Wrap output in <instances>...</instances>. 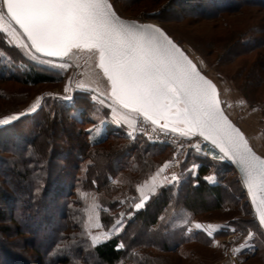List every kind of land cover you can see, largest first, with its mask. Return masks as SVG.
<instances>
[{
	"label": "snow or ice",
	"instance_id": "obj_1",
	"mask_svg": "<svg viewBox=\"0 0 264 264\" xmlns=\"http://www.w3.org/2000/svg\"><path fill=\"white\" fill-rule=\"evenodd\" d=\"M0 33L7 37L9 45L31 53L32 59L46 57L43 63L58 66L65 72L73 66L69 61L74 56L88 54L94 58L99 81L76 82L73 86V77L69 76L62 93L53 99L71 105L77 98L75 93L83 91L92 102L110 110L105 119L110 117L113 123L129 129L127 138L135 139V134L142 132L149 141L171 138L175 145L171 159L136 186L138 197L119 201L120 205L127 204L128 210L114 217L107 231H91L104 227L98 212L85 220L83 235L87 236L90 247L95 248L120 234L159 188L168 186L177 194L181 175L169 169L175 166L195 175L193 170L197 165L184 168L186 160L181 157L188 148L200 152L202 145L211 146L208 155L227 159L239 167L252 209L264 228V158L253 153L245 135L225 114L227 105L220 98L216 84L198 70L159 26L121 19L108 0H0ZM100 81L105 82L103 91L99 89ZM40 105L41 97L37 96L25 111L0 118V127L11 125ZM145 126L151 130H145ZM94 128L99 135V129L93 125L87 130L90 138ZM205 179L211 181L213 177ZM92 183L95 185L96 181ZM94 208L99 209L100 205L95 204ZM181 211L178 203L174 206L172 201L165 209L172 218L179 217ZM160 220L170 222L164 213ZM179 226L185 235L195 229L209 237L218 227H232L227 223L221 226L189 223L186 218L179 220ZM252 236L253 232L249 231L245 242L232 250L233 256L248 246ZM70 246L58 244L53 254ZM115 247L125 249L126 245L120 242Z\"/></svg>",
	"mask_w": 264,
	"mask_h": 264
},
{
	"label": "rangeland",
	"instance_id": "obj_2",
	"mask_svg": "<svg viewBox=\"0 0 264 264\" xmlns=\"http://www.w3.org/2000/svg\"><path fill=\"white\" fill-rule=\"evenodd\" d=\"M109 1L119 16L125 19L136 20L141 23L155 24L160 28L162 27L168 34L174 37V41L186 52L200 71L216 84L220 93V98L225 101L227 105L224 108L226 115L241 129L242 132H244L252 149L264 157V8L241 5L237 8L232 7L228 12L219 15H211L204 20H195L193 18H186L183 20L178 16L181 13L177 15L172 11L165 10V6L169 0H160L161 2L159 1V4H154L152 0H146L143 3H138V0ZM237 36L238 42L251 39L249 43L253 44L252 50L240 52L237 48L233 50H231L232 48H229L230 50L228 49L226 51L222 49L230 39L233 40ZM0 40H2L0 41V75H4L5 77L10 76V71L17 75L15 68L16 65H18L20 61L26 65V62H24V59H26L39 69L46 70L57 79L53 84L39 85L31 88H23L16 82L0 81V118L12 115L14 110H17L18 112L25 111L26 108L34 102L35 98L40 96L41 105L36 111L21 116L16 120L21 127L29 129L32 125L31 123L38 120V118L41 119L44 113L50 110L51 106L55 107V104H62L68 107L69 113H74L73 115L78 119H84L87 115L73 109L80 103L84 109L86 107L89 109L88 117H94L92 123L89 122L91 120H87V118L85 119V123L82 125L83 129L88 130L92 128L93 125H96V128L98 129L100 127H105L104 124L107 123L105 122V114L110 110L101 106L98 102H92L87 98L89 95L88 93L77 91L75 93L77 98L71 105L53 99L54 95L62 93L63 86L69 76L73 77V86H75L76 82L88 83L93 79L99 81V77L95 76L97 71L94 68V58L88 54H78L69 61L73 66L65 72L64 69H61L58 66L43 63L46 58L41 57L40 60H34L31 58V53L26 49L17 48L15 45H9L7 37L4 34L0 35ZM4 48L9 52L5 53L3 51ZM18 59L21 60L18 61ZM254 74L258 76L260 75L263 80L261 81L260 76V79H254ZM257 85H260V88L256 92L254 89ZM103 87L104 86L100 81L99 89L103 91ZM4 91L18 92L16 94L25 93V96L21 98L15 97L14 95L13 98L6 99L7 95L3 97L6 93ZM81 98L82 102L79 101ZM77 101H79V103ZM65 114L66 111L63 115ZM108 119L112 122L110 117ZM14 122L15 121L12 123ZM113 124L117 125L115 123ZM55 125L56 126L52 127V131L55 132L54 136H57L58 134L62 135L64 133L67 134L69 131L68 124L56 123ZM13 127L14 125L12 124L0 127V159L6 160L9 163L16 161L18 155L14 154L19 153L21 148L24 149V141H21L17 137L16 131V133L13 132ZM120 127L124 130V141L128 142L134 140L125 136L127 135V131H129L126 126ZM92 132L97 133L95 128ZM52 135L49 131L45 133L43 140L46 144L47 142L52 145L57 143L53 141ZM135 138L155 144L149 141L141 132H137ZM8 141L9 144L10 141L12 143L10 146L6 144ZM18 143H20V148ZM46 147H48V144ZM9 149L12 151L6 153V150ZM190 150H193L198 155L205 156L201 151L197 152L194 148H188L185 151L184 156L181 157L182 160H186L184 168H189L192 164L197 165V167L193 170L195 175H192L191 172H184L182 169H178V172L181 175V183H184L187 178H190L189 182L192 183L193 181L191 178L194 179L196 177L200 166L193 151ZM46 151L42 154L38 150L34 153L30 150L28 154L35 162L30 166L36 168L38 167L36 164L47 161L49 158H47ZM172 152L173 150H171L169 155L164 154L163 156H159L156 159L158 162L157 167H159V165L165 160H168L172 155ZM56 160L58 159L56 158ZM215 171V165L212 164L204 175V180L206 182L212 181L216 184L218 178ZM37 173L39 178L43 177L40 172ZM208 176H212L213 179L211 181L205 179V177ZM147 178L142 180L141 183L147 180ZM224 179V183L228 185V189H230L233 194H238L237 186L241 185V182L237 173L228 172L225 174ZM234 180L239 181L234 182ZM62 181L67 183L71 180ZM58 183L62 184L61 181ZM36 187L38 188V186ZM0 188L6 189L1 178ZM2 189H0V191H2ZM230 190L225 193V198L227 199L230 197L228 195H232ZM5 192H8L7 194L10 195L5 197V199L1 198L0 195V211L5 216L4 222L0 225H8L10 233L7 235H1L0 242L3 246L5 243L6 247H4L6 249L13 251L16 255H22V257L28 259L29 264H35L38 260L41 261L40 256L38 257L37 255L40 254L39 251L46 244L43 243L40 245L39 241H35L32 229L28 231L26 221L27 216L30 214L32 215V218L29 223L32 222L35 225V229L40 226L47 230L54 228V232H56L60 231L61 226L62 229L59 232L60 237L56 242L60 245L71 244L69 248H61L60 251L56 252L60 256V259L50 254L46 257V261H51L53 264H99L91 250L92 247L89 246L87 236L83 235V231L84 222L88 217L93 216L98 212L100 219V209H107L106 198H104V196L97 195L93 191L84 189L80 182H76L75 190L73 191L75 195L66 198L62 196L59 197L58 195H45L42 199L38 198L39 202L28 207L25 204L16 205L14 200H10L24 197V195H15L10 190ZM81 192H83V196L80 195ZM38 193L39 192L36 191V194ZM183 194L184 188H182L179 195ZM36 196L39 197V195H35V197ZM12 202L15 204L13 207L14 211L10 212L9 210H11V208L9 207V204ZM79 203L81 204L79 205ZM95 204H99L100 208L95 209ZM63 206H66L65 212L68 213L69 217H65L64 220L60 221L58 216L61 213ZM235 207H238L237 204H235ZM121 211L122 208H119L116 211L109 213H116L119 215ZM55 214H57V216H53ZM11 216H14L17 222H11ZM233 217H235L234 219L236 222L232 223L229 222V220L222 219V216H220L219 213L214 212L213 214H198L192 216L191 214H186V212L181 211L177 218H172L167 215V218L170 219L168 220L170 221L169 225H171V228L175 226L179 228V220L185 218L189 223L199 222L205 226L208 224L221 226L227 223L232 227H218L217 231L213 233V236L209 237V242L204 245L193 243L183 246L180 250V252L183 251L182 257L177 253L160 252L157 250H151L150 253L157 258V261L155 260L156 264H264V235L260 230H256L255 227L244 224V221H247L249 218H254L253 214L251 213L248 217L246 210H244L242 213H235ZM45 218H48L49 221L45 222ZM29 225H31V223ZM108 227H110V225H108ZM108 227H103V229L93 228L91 231L93 233L101 230L107 231ZM43 229L42 231L46 232V230ZM193 231H195V229ZM249 231L253 232V236L247 242L248 246L240 248L236 255L233 256L232 250L245 242L244 238ZM128 232L129 233L125 236V243L127 244L129 241L134 240L137 243L159 246L161 245V239L167 241V239L164 238L163 233H149L142 229L138 224L132 226ZM120 234L111 237L120 236ZM175 234H177V231H175ZM179 237L180 236L174 238L173 242H177V240L180 239ZM37 238H39V236H37ZM73 240H75V243H71ZM170 242L171 240L169 243ZM2 244H0V247ZM58 244L53 248L56 249ZM0 256L3 259H8V256L4 252H0ZM64 257L67 258L66 262L63 261ZM121 264H125V262H122ZM130 264H136V262H130Z\"/></svg>",
	"mask_w": 264,
	"mask_h": 264
},
{
	"label": "trees",
	"instance_id": "obj_3",
	"mask_svg": "<svg viewBox=\"0 0 264 264\" xmlns=\"http://www.w3.org/2000/svg\"><path fill=\"white\" fill-rule=\"evenodd\" d=\"M144 1L146 0H138V3H143ZM152 1L154 4H159L160 0ZM241 5L264 8V0H169L165 6V10L172 11L177 15L181 13L178 16L183 20L186 18L204 20L211 15H219L228 12L232 7L237 8ZM161 29L173 41L175 40L162 27ZM238 36L233 40L230 39L222 49L226 51L229 48H232L231 50L237 48L240 52L252 50L253 44L249 43L251 39L238 42ZM8 50L4 48L3 51L8 53ZM20 60L18 59V61ZM24 62H26V65L21 61L16 65L17 75L10 71V76L5 77L4 75H0V81L16 82L23 88L53 84L57 81L46 70L39 69L26 59H24ZM259 76L254 74V79H260L261 76ZM262 80L263 78L261 77ZM259 88L260 85H257L254 90L257 92ZM16 93L18 92L7 91L3 97L7 95L6 99H11L14 95L15 97L21 98L25 96V93ZM79 101L82 102V98ZM79 101L77 102L79 103ZM80 104L78 106L76 105L73 109L87 115L84 119H78L73 115L74 113H69L68 107L62 104H55V107L51 106L50 110L46 111L41 119L38 118V120L31 123L32 125L29 129L21 127L19 122L17 123L15 121L12 123L14 125L13 132L16 131L18 133L15 132L17 137L21 141H24V149L21 148L17 154L13 153L14 155H18L17 160L14 162L9 163L6 160L0 159V178L6 186V189L0 188L2 189L0 195L1 198L5 199V197L10 195L7 194L8 192H5L7 190H10L15 195H24V197L10 200H14L16 205L25 204L31 207L34 203L39 202L38 198L42 199L45 195H58L59 197L62 196L65 198L75 195L73 193L75 184L76 182H80L84 189L93 191L97 195H102L106 198L107 211L103 208L100 209V222L104 227H108V225H111L113 218L118 216L116 213L110 214L109 212H114L119 208L128 210L129 206L127 204L120 205L119 201L122 199L131 201L134 197H138V193L135 191L136 186L155 171L158 165L156 159L164 154L169 155L171 149L164 145L151 144L145 140L141 141L136 138L126 142L124 141L123 128L114 125L109 119H105L107 123L104 124V128H99V135L92 132L90 138L88 131L83 129L82 125L85 123L86 118L87 120H91L89 122L92 123L94 117H88L89 109L87 107L84 109ZM65 111L66 114L63 115ZM16 112L18 111H13V113ZM56 123L68 124L69 131L67 134L64 133L62 134L63 136L61 134L54 136L55 132L52 131V127L56 126ZM48 131L51 132V135L53 134L52 139L57 143L52 145L47 142L48 147H46L47 144L43 139L45 133ZM6 144L10 146L12 143L10 141L9 144L8 141ZM9 150H6V153L12 151L11 149ZM30 150L33 153L38 150L42 154L46 151L47 158L49 159L43 161V163L36 164L38 165L36 168L31 167L30 165L35 162L28 154ZM193 154L200 164L196 177L194 179L191 178L193 182L190 183V178H187L184 183L179 185L176 195L168 186L159 188L157 193L146 202L145 208L138 210L130 218L120 236L111 237L91 249L99 264H121L122 262H125V264H130V262H136V264H156L155 260L157 261V258L151 255V250L177 253L182 257L183 251L180 252V250L183 246L193 243L204 245L209 242V236L201 230H195L185 235L184 229L181 227L178 228L175 226L171 228L169 223H163L160 220L162 213L165 214L167 220L169 219L167 218L168 214L165 213L169 201H172L174 206L178 203L179 208L183 212L191 214L192 216L198 214H213L214 212L219 213L222 219L229 220L232 223L236 222L233 216L237 212L242 213L246 210V214L248 217L250 216L251 209L247 203L242 185L237 186L238 194H233L228 189V185L224 183L225 174L228 172L235 173V171L223 162L211 160L204 155H198L194 151ZM212 164L215 165V172L218 178V182L214 185H210L204 180V175ZM37 172H40L43 177L39 178ZM62 180L71 181L64 183ZM93 180L96 181L95 185L92 183ZM60 181L62 184L58 183ZM112 181H116V183H112ZM36 186L40 188L38 194L35 191L37 189ZM182 188H184V194L179 195ZM229 190L232 195H228L230 197L227 199L225 198V193ZM35 195H39V197H35ZM14 203L9 204L11 208L9 210L10 212L14 211ZM235 204L238 207H235ZM65 207H62L61 213L58 216L60 221L64 220L65 217H69L68 213L65 212ZM53 216H57V214ZM31 218L32 215L29 214L26 221L28 231L32 229L35 241H39L40 245L43 243L46 244L39 251L40 254L37 255L38 257L40 256L41 261L38 260L35 264H53L51 261H46V257L51 254L60 259L57 253L53 254V247L58 244L56 240L60 237L59 232L62 227L60 226V231L56 232H54V228L47 230L39 226L35 229V225L32 222L29 225ZM4 220L5 216L0 211V224ZM44 220L45 222L49 221L48 218ZM10 221L17 222L14 216L10 217ZM135 224H138L149 233H163L167 241L161 239V245L159 246L137 243L134 240L129 241L128 244L125 243V236ZM244 224L251 225L256 230H260L254 218H249L247 221H244ZM42 229L46 230V232L42 231ZM175 231H177V234H175ZM8 233H10L8 225H0V236L7 235ZM177 236H180L179 241L173 242ZM168 240H171V242L169 243ZM120 242L126 245L125 249H116L115 245ZM0 244L2 243L0 242ZM4 246L3 244L1 245L0 252H4L8 256V259H3L0 256V264H29L28 259L22 257V255L14 254L13 251L6 249V246ZM66 260L67 258L64 257L63 261L66 262Z\"/></svg>",
	"mask_w": 264,
	"mask_h": 264
},
{
	"label": "water",
	"instance_id": "obj_4",
	"mask_svg": "<svg viewBox=\"0 0 264 264\" xmlns=\"http://www.w3.org/2000/svg\"><path fill=\"white\" fill-rule=\"evenodd\" d=\"M108 2L110 3V1L108 0ZM118 15V14H117ZM119 16V15H118ZM121 19H123V20H126V21H131L132 19H125V18H123V17H121V16H119ZM138 22V21H137ZM139 23H141V22H139ZM147 24H152V23H147ZM170 38V37H169ZM171 39V38H170ZM174 42V41H173ZM176 43V42H175ZM177 44V43H176ZM178 45V44H177ZM179 46V45H178ZM180 47V46H179ZM181 48V47H180ZM182 49V48H181ZM183 50V49H182ZM184 51V50H183ZM184 53L186 54V52L184 51ZM187 55V54H186ZM188 56V55H187ZM189 57V56H188ZM42 58H46V57H42ZM46 59H48V58H46ZM189 59L190 60H192L190 57H189ZM193 62V61H192ZM194 63V62H193ZM195 64V63H194ZM196 65V64H195ZM197 66V65H196ZM198 68V67H197ZM96 70V69H95ZM198 70L200 71V69L198 68ZM97 71V70H96ZM201 72V71H200ZM202 73V72H201ZM203 74V73H202ZM204 75V74H203ZM205 76V75H204ZM206 77V76H205ZM207 79H209L208 77H206ZM210 80V79H209ZM102 82V81H101ZM102 84H103V88H105V82H102ZM226 114V113H225ZM229 118V117H228ZM229 120H230V118H229ZM231 121V120H230ZM232 122V121H231ZM233 123V122H232ZM234 124V123H233ZM238 129H240L236 124H234ZM240 131H241V129H240ZM242 132V131H241ZM243 133V132H242ZM246 138V137H245ZM210 146V145H209ZM250 146V145H249ZM251 147V146H250ZM252 149V148H251ZM252 151H253V153L255 154V155H257V156H259L253 149H252ZM220 162H223V163H225L226 165H228L230 168H232L236 173H237V176H238V178H239V180H240V182H241V185H242V187H243V189H244V191H245V196H246V198H247V203L249 204V207H250V209H251V213L253 214V216H254V219L256 220V222H257V224H258V226H259V228H260V230L263 232V234H264V228H262L261 226H260V224H259V221H258V219L256 218V214H255V212L253 211V209H252V206H251V201H250V199H249V197H248V194H247V189L244 187V185H243V182H242V176H241V173H240V170H239V167L237 166V165H235V164H233L231 161H229V160H227V159H225V160H220Z\"/></svg>",
	"mask_w": 264,
	"mask_h": 264
},
{
	"label": "built area",
	"instance_id": "obj_5",
	"mask_svg": "<svg viewBox=\"0 0 264 264\" xmlns=\"http://www.w3.org/2000/svg\"><path fill=\"white\" fill-rule=\"evenodd\" d=\"M145 130H147V131H150L151 129H150V126H145ZM142 133V132H141ZM153 135H155V133H153ZM125 136H127V135H125ZM146 137V136H145ZM147 138V137H146ZM151 142H153V143H155V144H159V145H164V146H166V147H168V148H170L171 150H173L174 151V149H175V145H174V143L172 142V139L171 138H168V139H163V140H158V141H151ZM208 148L209 147H211V146H207ZM207 147H204L203 145L201 146V152L203 153V154H205V156H207L209 159H211V160H215V161H220L219 159H217L216 157H211L210 155H208L207 153ZM218 154V153H217ZM171 159V156L169 157V159L168 160H170ZM169 171H178V168H176L175 166H173V168H170L169 169Z\"/></svg>",
	"mask_w": 264,
	"mask_h": 264
},
{
	"label": "crops",
	"instance_id": "obj_6",
	"mask_svg": "<svg viewBox=\"0 0 264 264\" xmlns=\"http://www.w3.org/2000/svg\"><path fill=\"white\" fill-rule=\"evenodd\" d=\"M243 134H244V132H243ZM250 145V144H249ZM252 148V147H251ZM255 151V150H254ZM256 152V151H255ZM257 153V152H256ZM260 157H262L259 153H257ZM262 158H264V157H262ZM208 184H210V185H214L215 184V182H207ZM262 232V231H261ZM262 234H263V232H262ZM264 235V234H263Z\"/></svg>",
	"mask_w": 264,
	"mask_h": 264
},
{
	"label": "bare ground",
	"instance_id": "obj_7",
	"mask_svg": "<svg viewBox=\"0 0 264 264\" xmlns=\"http://www.w3.org/2000/svg\"><path fill=\"white\" fill-rule=\"evenodd\" d=\"M210 148H211V147H209V148L207 147V148H206V149H207L206 151L209 152ZM217 155H218V154H217ZM210 156H211V157H216V156H214V155H210Z\"/></svg>",
	"mask_w": 264,
	"mask_h": 264
}]
</instances>
